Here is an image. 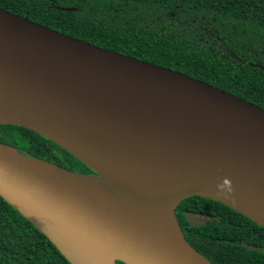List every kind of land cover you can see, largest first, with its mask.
I'll use <instances>...</instances> for the list:
<instances>
[{"label":"water","instance_id":"1","mask_svg":"<svg viewBox=\"0 0 264 264\" xmlns=\"http://www.w3.org/2000/svg\"><path fill=\"white\" fill-rule=\"evenodd\" d=\"M0 125L32 130L95 172L0 142V196L71 264H214L176 215L194 196L264 227L263 108L2 8ZM187 218L192 227L215 219Z\"/></svg>","mask_w":264,"mask_h":264},{"label":"trees","instance_id":"2","mask_svg":"<svg viewBox=\"0 0 264 264\" xmlns=\"http://www.w3.org/2000/svg\"><path fill=\"white\" fill-rule=\"evenodd\" d=\"M0 8L95 46L186 74L264 109V70L256 67L264 66V0H0ZM0 142L66 169L95 174L27 128L0 125ZM189 212L215 219L192 227ZM176 215L188 241L212 263L264 264V227L240 212L194 196L178 206ZM0 264L71 263L0 196Z\"/></svg>","mask_w":264,"mask_h":264},{"label":"bare ground","instance_id":"3","mask_svg":"<svg viewBox=\"0 0 264 264\" xmlns=\"http://www.w3.org/2000/svg\"><path fill=\"white\" fill-rule=\"evenodd\" d=\"M119 183L122 184L124 187L130 188V189H133V190H139V191H152V190H155L152 187H147L145 185L137 184V183L124 182V181H120Z\"/></svg>","mask_w":264,"mask_h":264}]
</instances>
